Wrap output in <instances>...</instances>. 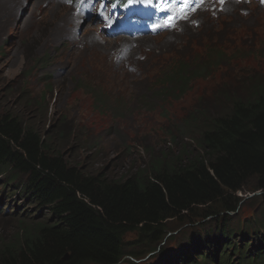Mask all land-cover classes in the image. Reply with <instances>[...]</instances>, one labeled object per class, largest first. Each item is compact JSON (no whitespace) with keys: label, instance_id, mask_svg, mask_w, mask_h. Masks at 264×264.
<instances>
[{"label":"rangeland","instance_id":"obj_1","mask_svg":"<svg viewBox=\"0 0 264 264\" xmlns=\"http://www.w3.org/2000/svg\"><path fill=\"white\" fill-rule=\"evenodd\" d=\"M97 1L0 0V114L18 117L87 172L120 178L148 169L164 154H179L185 145L196 147L198 133L185 131L197 124L186 128L185 120L205 107L225 112L230 99L246 97L241 78L249 73L235 66L264 72V10L257 2L208 0L182 23L167 14L121 45L120 38L106 33L100 12L95 15ZM207 37L225 42L233 60L220 62L211 78H196L182 98L158 90L159 68L168 65L171 54L200 58ZM100 96L104 101L98 104L93 97ZM73 129L77 136L63 138ZM3 181L0 176V245L19 232L20 220L33 214L43 219L46 213L36 212L18 184L2 191ZM237 195L242 201L229 224L252 228L258 194L249 187ZM209 221L198 214L169 222L160 247L177 251L180 237ZM160 251H141V257L126 256L120 264H155Z\"/></svg>","mask_w":264,"mask_h":264},{"label":"trees","instance_id":"obj_2","mask_svg":"<svg viewBox=\"0 0 264 264\" xmlns=\"http://www.w3.org/2000/svg\"><path fill=\"white\" fill-rule=\"evenodd\" d=\"M207 39L200 58L171 54L159 68L158 90L182 98L196 78H211L220 62L233 60L225 42ZM235 67L249 73L241 78L246 97L230 99L225 112L205 107L187 118L186 128L197 124L185 131L198 133L196 147L185 145L179 154H164L148 169L120 178L85 171L33 127L0 114L1 189L18 184L36 212H46L43 219L33 214L19 221V232L0 245V264H120L126 256L158 250L156 264H220L239 254L244 264H263L264 72ZM73 131L63 138L77 136ZM249 187L259 193L254 226L231 227L230 215L242 201L237 194ZM198 214L210 221L180 237L177 251L160 247L169 222Z\"/></svg>","mask_w":264,"mask_h":264},{"label":"clouds","instance_id":"obj_3","mask_svg":"<svg viewBox=\"0 0 264 264\" xmlns=\"http://www.w3.org/2000/svg\"><path fill=\"white\" fill-rule=\"evenodd\" d=\"M251 1H253V2H257V3H258V1H254V0H251ZM250 3H251V2H250ZM258 5H259V4H258ZM82 18H83V17H82ZM82 20H83V22L87 21L86 18H85V19H82ZM256 194H259V193H256ZM231 214H232V213H231ZM231 255H232V254H231ZM236 256H237L236 258H235V257H233V258H229V256H228L227 263H225V262H221V263H222V264H244L243 261H244L245 258H241V254L236 255ZM251 257L254 258V257H253V254H251ZM252 261H253V260L250 261V264H253ZM221 263H220V264H221ZM257 264H258V263H257ZM263 264H264V262H263Z\"/></svg>","mask_w":264,"mask_h":264},{"label":"snow or ice","instance_id":"obj_4","mask_svg":"<svg viewBox=\"0 0 264 264\" xmlns=\"http://www.w3.org/2000/svg\"><path fill=\"white\" fill-rule=\"evenodd\" d=\"M129 2L131 3L132 0H129ZM191 2H192V0H183V3H184L185 5H189ZM220 2L223 3V0H220ZM262 2H264V0H262Z\"/></svg>","mask_w":264,"mask_h":264},{"label":"bare ground","instance_id":"obj_5","mask_svg":"<svg viewBox=\"0 0 264 264\" xmlns=\"http://www.w3.org/2000/svg\"><path fill=\"white\" fill-rule=\"evenodd\" d=\"M143 38V37H142ZM141 40V39H140ZM142 42H143V40H142Z\"/></svg>","mask_w":264,"mask_h":264}]
</instances>
